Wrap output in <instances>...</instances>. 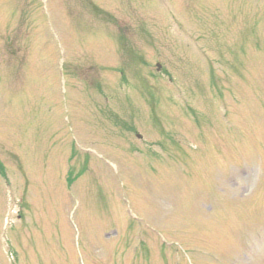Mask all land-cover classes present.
<instances>
[{"label":"rangeland","instance_id":"1","mask_svg":"<svg viewBox=\"0 0 264 264\" xmlns=\"http://www.w3.org/2000/svg\"><path fill=\"white\" fill-rule=\"evenodd\" d=\"M0 169V264H264V0H0Z\"/></svg>","mask_w":264,"mask_h":264}]
</instances>
